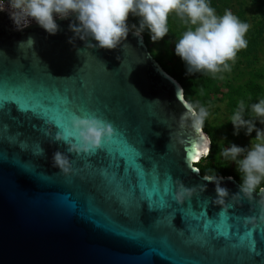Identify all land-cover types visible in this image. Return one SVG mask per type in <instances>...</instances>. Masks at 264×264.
<instances>
[{
  "label": "water",
  "instance_id": "obj_1",
  "mask_svg": "<svg viewBox=\"0 0 264 264\" xmlns=\"http://www.w3.org/2000/svg\"><path fill=\"white\" fill-rule=\"evenodd\" d=\"M73 20L57 17L50 35L0 11V264H264L259 196L231 200L240 182L218 175L230 196L214 202L196 165L210 136L181 126L190 102L144 35L129 26L118 48H87L96 41L69 42ZM82 109L118 135L69 154L78 172L66 177L52 156L67 145L50 136ZM177 180L195 188L183 203Z\"/></svg>",
  "mask_w": 264,
  "mask_h": 264
},
{
  "label": "clouds",
  "instance_id": "obj_2",
  "mask_svg": "<svg viewBox=\"0 0 264 264\" xmlns=\"http://www.w3.org/2000/svg\"><path fill=\"white\" fill-rule=\"evenodd\" d=\"M7 10L18 30L29 26L33 21L50 35L60 30L56 18L61 20L74 17L69 29L75 38L96 41L87 43V48L113 50L118 48L129 34L130 16L139 18V27L132 25L134 34L141 36L149 31L153 42L160 41L169 34V17L175 16L184 25L185 30L175 43V54L185 62L187 74L202 73L214 79H224L223 73L231 72L237 54L248 47L246 35L250 25L242 22L230 9L218 15L210 0H0V11ZM33 45L29 37L23 45ZM128 45H124L127 47ZM66 103V101H65ZM246 105L243 100L230 117L234 126V135L242 129L246 135L253 131L256 136L250 147L236 144L223 147L220 155L225 160L235 162L241 177L239 191L231 194V200H256L262 209L264 219V130L256 127L255 121L264 124V98L250 106V118L245 119ZM82 114L70 113V126L61 130V122H56V131L50 138L53 143L67 145V152L57 150L52 156V167L59 169L66 177L76 175L69 154L92 156L110 144L117 137L116 128L111 122L95 113L81 110ZM210 112L208 108L197 103H187L180 115V123L190 121L196 133L204 129ZM211 153V148H206ZM204 179L215 183L217 204H225L230 196L229 190L221 186L223 177L205 175ZM229 180L233 179L228 177ZM175 199L183 203L193 195L195 188H189L180 180L176 181Z\"/></svg>",
  "mask_w": 264,
  "mask_h": 264
},
{
  "label": "trees",
  "instance_id": "obj_3",
  "mask_svg": "<svg viewBox=\"0 0 264 264\" xmlns=\"http://www.w3.org/2000/svg\"><path fill=\"white\" fill-rule=\"evenodd\" d=\"M211 6L216 9L218 15H223L224 8L230 9L235 15L239 17L242 22H246L250 26L246 35L248 41V47L241 50L237 54L234 70H240L245 64L247 67H251L256 63L259 51L260 42L264 40V0H211ZM254 9L259 13V16H248V12ZM253 23V24H252ZM129 26L132 25L139 27V18L130 16L128 20ZM169 30L171 37L169 42L159 44L155 42L152 47L151 36L148 30H145L142 34L145 37V41L149 47L153 56L161 63L164 69L176 78L184 88L185 98L190 103H199L211 112V108L217 102V99H213L214 95L223 94L226 97V107L230 113L228 119V125L230 117L234 110L238 106V102L243 100L245 102L246 111L245 119L250 118V106L253 103H258L260 99L264 98V83L259 79L264 78V72L248 71L249 79L242 83H236L233 78L230 79H214L210 75L202 73L187 74V67L184 61L181 60L175 54V43L180 38L181 34L185 30L184 25L175 16L169 17ZM134 30V29H133ZM159 44V45H158ZM227 73V72H226ZM226 73H223L226 74ZM245 72L241 70L237 72V76L244 75ZM259 78V79H258ZM238 79V78H237ZM224 88H227L226 93L222 92ZM225 99V98H224ZM210 116V115H209ZM232 124V123H231ZM204 130L208 133L211 139V153L203 157L196 165L200 168L203 175H227L234 176L240 183L241 177L238 172L233 169L221 159V150L223 145L218 141V129L208 119L205 121ZM244 129L240 133H243ZM264 186V185H262Z\"/></svg>",
  "mask_w": 264,
  "mask_h": 264
},
{
  "label": "rangeland",
  "instance_id": "obj_4",
  "mask_svg": "<svg viewBox=\"0 0 264 264\" xmlns=\"http://www.w3.org/2000/svg\"><path fill=\"white\" fill-rule=\"evenodd\" d=\"M210 2L212 1L210 0ZM225 9L226 8H224V11ZM251 15L255 17V15L259 16V13L255 11L254 9H252L251 11L248 12V16H251ZM170 37H171V32L169 30V34L165 36L164 39L157 41V42H159V44L169 42L168 39H170ZM154 43L155 42L151 40L150 45L153 47L155 45ZM259 44H260L259 51L257 52L258 59L256 63H254L251 67H247V65L245 66V64H243V66L240 68L242 72H245L244 75L239 74V77H238L237 72H239L240 70L232 69L231 72H227L226 74H224V78L225 79L233 78L236 83H242L249 79L250 76L249 74H247L248 71H252L254 69L255 71L262 70L264 72V40H262ZM234 65L235 64H233L232 66L235 67ZM259 80L264 83V78H261ZM227 91L228 89L224 88L222 92L226 93ZM213 99H217V102L211 108L209 121L214 125V127L218 129V141L221 142L223 147H230L231 144L233 143L240 147H244V148L250 147V142L252 139L255 138L256 132L253 131L252 134L249 136L245 134V130H244L243 133H239V135H234L233 134L235 131L234 126L231 123L228 125V122H229L228 119H229L230 113L226 107V101H227L226 97L223 96V94H217L213 96ZM255 124L257 128L264 130V124H261L259 120H256ZM221 159H223L233 169V171L238 172L237 165L235 162L225 160L222 157V155H221Z\"/></svg>",
  "mask_w": 264,
  "mask_h": 264
},
{
  "label": "snow or ice",
  "instance_id": "obj_5",
  "mask_svg": "<svg viewBox=\"0 0 264 264\" xmlns=\"http://www.w3.org/2000/svg\"><path fill=\"white\" fill-rule=\"evenodd\" d=\"M206 148H207L206 146L203 148L204 153H206ZM197 158H199V154H198Z\"/></svg>",
  "mask_w": 264,
  "mask_h": 264
},
{
  "label": "built area",
  "instance_id": "obj_6",
  "mask_svg": "<svg viewBox=\"0 0 264 264\" xmlns=\"http://www.w3.org/2000/svg\"><path fill=\"white\" fill-rule=\"evenodd\" d=\"M6 4H7V0H6ZM32 23H34V21L32 22ZM16 27V26H15ZM17 28V27H16Z\"/></svg>",
  "mask_w": 264,
  "mask_h": 264
}]
</instances>
